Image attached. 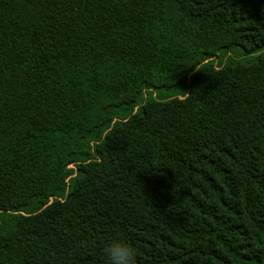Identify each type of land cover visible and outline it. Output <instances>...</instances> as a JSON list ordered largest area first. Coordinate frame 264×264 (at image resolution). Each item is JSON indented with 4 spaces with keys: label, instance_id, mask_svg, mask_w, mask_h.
<instances>
[{
    "label": "trees",
    "instance_id": "obj_1",
    "mask_svg": "<svg viewBox=\"0 0 264 264\" xmlns=\"http://www.w3.org/2000/svg\"><path fill=\"white\" fill-rule=\"evenodd\" d=\"M264 264V0H0V264Z\"/></svg>",
    "mask_w": 264,
    "mask_h": 264
},
{
    "label": "clouds",
    "instance_id": "obj_2",
    "mask_svg": "<svg viewBox=\"0 0 264 264\" xmlns=\"http://www.w3.org/2000/svg\"><path fill=\"white\" fill-rule=\"evenodd\" d=\"M105 264H135L136 251L119 234L110 236L103 245Z\"/></svg>",
    "mask_w": 264,
    "mask_h": 264
}]
</instances>
